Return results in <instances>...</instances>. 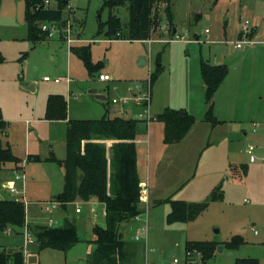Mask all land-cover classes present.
<instances>
[{"label":"rangeland","instance_id":"374dc122","mask_svg":"<svg viewBox=\"0 0 264 264\" xmlns=\"http://www.w3.org/2000/svg\"><path fill=\"white\" fill-rule=\"evenodd\" d=\"M102 2L103 0H68L62 9L61 22L56 23V31L51 35L47 34L32 46L25 40L23 0H0V55L3 57L0 62V110L7 120L9 134L6 137L4 132L2 141H9L13 154L23 157L29 146L30 152H38L41 156H48L49 152L60 158L65 156L64 135L58 124L39 123L36 124V129L32 123L26 125V118L33 113L41 114L44 110L49 93L64 96L70 119H97L114 107L109 101L111 97L133 94L136 84L145 87L149 84L150 73L160 66L150 89V114L155 116L156 112L165 107H187L196 112V106H201L203 91L199 75L200 60H206L210 64H226L230 81L236 79L237 75L239 81L253 77L256 81L264 78V69L262 70L259 59L260 50L257 51L256 66L246 65L251 57L250 53L256 52V47L250 48L247 44L250 39L240 35L241 26L247 20L249 33L255 32L253 41L264 40V0H171L175 29L172 34L165 22L164 4L160 3L156 7L159 20L152 26L149 39L144 41L107 40L103 34L97 36V24L99 21L104 22L108 16V10L101 8ZM51 6L54 7L55 4L51 3ZM112 12L121 22L126 21V6L114 8ZM67 30L69 37L74 38L75 42L68 44L64 41L63 35ZM239 40L243 45L242 49L233 47ZM86 44L90 45L92 61L101 65V69L91 76L87 74L81 60L69 52L71 45ZM224 49H228L227 52ZM23 53H26L24 58L21 57ZM156 57H159V62H156ZM140 59L144 63L139 64ZM100 73L109 75L110 80H98ZM44 77H48L49 81L44 80ZM57 78L59 81L54 82ZM30 83H34L33 91L22 87ZM115 86L118 89H114ZM129 86H132L131 92L127 91ZM89 91L106 95L108 100L93 98ZM232 125L234 127V123ZM226 126L230 127L228 124ZM138 129L140 133L137 137L146 134L142 122ZM235 131L227 141L222 140L211 151V158L216 161L217 168L220 167L219 162L224 163L227 158L235 162L248 160V154L242 149L247 143H252L251 138H243L241 131ZM201 136L200 134V142ZM204 143L205 139L202 145ZM262 144L263 148H255L252 152L255 164L260 166L255 168L252 176L246 178L243 188L238 191L229 190L221 203H210V208L193 222H189L185 226L187 228L167 224L165 218L170 210L169 205L150 201L146 222L147 241L145 244L140 243L134 263L172 264L174 258L182 262L185 231L189 238H214L219 242L226 241L234 234L243 236L244 244L238 249L220 245L219 251L216 247L208 264H233L235 258L245 257L256 258L259 264H264V162L261 161L264 156V141ZM177 153L179 152H175V161L173 153L169 154L172 159L168 158V150L163 151L159 158H155L152 153L148 161L152 183L159 179L161 171L172 178L177 175L175 172L181 167ZM146 156L145 149L138 154L139 173L146 170ZM33 169L32 165L27 168V172L31 174L35 171ZM41 169L40 167L39 170ZM178 178L176 176L175 181L173 179L168 182L169 188ZM35 185L38 187L37 192L43 196L37 198H47L45 196L49 188L46 180L40 179ZM25 195L29 203H34V199H37H29L28 193ZM6 197L0 189V198ZM45 200L48 199L41 201ZM66 213L75 216L71 207L67 208ZM27 218L31 220L28 214ZM48 218L54 220L53 226L61 223L54 214L46 213L39 216L37 222H45ZM98 222L100 226H104L102 219ZM217 229L219 231L215 233ZM77 230L81 242L65 253L50 249L38 252L34 244H29L25 264H86L89 245H93L90 242L91 233L80 225H77ZM120 237L123 238V234ZM18 241V235H7L0 230V248H15Z\"/></svg>","mask_w":264,"mask_h":264},{"label":"trees","instance_id":"16d2710c","mask_svg":"<svg viewBox=\"0 0 264 264\" xmlns=\"http://www.w3.org/2000/svg\"><path fill=\"white\" fill-rule=\"evenodd\" d=\"M68 0H53L48 7L43 0H23V18L25 22V40L33 44L43 40L47 31L40 29L41 22L60 23L62 9ZM164 4L165 22L174 28V15L171 0H103L102 9L108 10L107 19L97 24V36L103 34L107 40L124 39L144 41L150 37L152 26L159 20L156 7ZM126 6L127 18L121 22L112 9ZM123 29V31H122ZM254 34L248 33L247 38ZM241 35V33H240ZM69 52L81 60L87 74L91 76L101 69V65L91 59L90 45H71ZM26 53L21 55L24 58ZM158 58V59H157ZM3 57L0 55V62ZM159 62V57H156ZM160 66L155 67L149 75L150 89L157 78ZM228 73L226 64H210L206 60L199 62V75L203 84L204 120L215 126L219 121L213 114L212 99L221 82ZM107 102V101H106ZM44 119L66 120L67 103L62 94H49L45 101ZM155 121L162 124V143L180 142L195 122L194 115L185 109L164 108L155 115ZM140 121L131 117L110 115L108 111L97 119H68L64 136L65 156L57 159L49 155L45 161L57 164L63 175L60 193L53 199L67 211L68 205L79 201L96 200L104 205V227L94 225L91 229L92 250L87 255L86 264H135L134 259L139 247L120 237L119 225L130 221L141 211L144 191L140 188L137 164V150L134 143ZM147 130V125L143 123ZM7 128V121L0 110V165L22 161L15 156L8 142L2 141V134ZM29 161L42 160L37 154H28ZM223 191L221 183L212 189L207 199L199 202H187L167 197L155 201L156 204L167 203L169 212L167 224H184L201 215L208 204L221 200ZM25 205L22 201L11 198H0V230L6 228L20 234L26 217ZM59 225L47 226L43 222L29 224L28 229L35 238L38 252L44 249L67 252L81 242L75 217L67 214L60 219ZM222 244L228 249H238L244 244L241 235H232L223 243L214 240L186 241L185 250L197 249L202 253L204 264L213 257L216 247ZM25 256L22 248H0V264H24ZM233 264H259L258 259L245 257L235 258Z\"/></svg>","mask_w":264,"mask_h":264},{"label":"crops","instance_id":"0c3cea01","mask_svg":"<svg viewBox=\"0 0 264 264\" xmlns=\"http://www.w3.org/2000/svg\"><path fill=\"white\" fill-rule=\"evenodd\" d=\"M253 35L251 37H248L250 41H248L247 44L250 45V48L255 46L256 52L250 53L251 57L249 58L246 65L248 66L254 65V67L256 66L258 61L257 51L260 50L261 54L259 56V59L261 61V66L263 70L264 40L253 41ZM242 47L243 45L238 49H242ZM227 50L228 49H224V52H227ZM242 57L243 56H241L240 59H242ZM229 78L230 75L228 68V73L226 77L219 85L212 99L213 114L215 118L219 121V123L216 124L215 126H210L204 120L203 114L206 107L204 105V101H202L201 106H196V110H195L196 112H193V110L187 107L178 108V109H185L188 113L194 115L195 117L194 124L180 142L174 144H163L162 124L159 123L158 121L150 122L147 126L146 134L143 136L140 135L136 137L134 141L136 145V150L139 148L137 150V157L139 152L140 154L143 153L144 149L147 155L146 156L147 165L145 170L146 173L141 170V172L139 173V178H140V183L146 185L147 198L149 204L150 201H158L165 199L167 197H171L173 199L183 200L187 202H199L207 199L212 189H214V187H216L219 183H221L223 197L221 200L213 201L210 203H214V202L221 203L227 197L229 190L235 189L236 191H238L239 189L243 188L246 178L248 176H252L251 174L255 171V168H258L260 166L255 164L256 160L249 162V159L247 161L243 159L235 162V160H228L229 158H227V161L224 163L223 161H220L219 162L220 167L217 168L216 161L211 158V155L213 154L211 152L212 149L215 148L216 145H219V143L222 140L227 141L229 136H231L233 133H236L235 130L241 131V134L244 136L243 138L249 136L255 148L257 149L263 148L262 142L264 141V78L261 77L257 81L255 80L254 77L252 79L247 78L245 80L239 81L238 75L236 79H234L233 81H230ZM67 82L68 84L70 83V81ZM201 88L203 91V84L201 85ZM115 89H118V87L115 86ZM163 109L164 108H162L161 111ZM161 111L156 112L155 115H157ZM109 113L110 115H116L115 113H113L112 109L110 110ZM43 114H44V110L41 112V114L33 113L32 116L26 118L25 120L26 125L28 123H32L35 125L34 128L36 129V124L39 123L41 124L55 123L58 124L61 131H63V135L65 136L66 122L70 118L67 116L66 120H46L44 119ZM233 123H234V127H232ZM61 124L64 125L62 126ZM226 124H228V126L230 127H227ZM7 130H8V125L5 130L6 137L7 135H9ZM200 134L202 135L201 142L199 141ZM204 139H205V143L202 145ZM10 141L12 143L11 138ZM7 142L9 141L7 140ZM138 145H141V147H138ZM244 149L245 148L243 147L242 151ZM165 150H168V158L170 159H172V157L169 156V154L173 153L174 155L173 161L176 160L175 152L176 151L179 152L177 153V155H178V161L180 162L179 165L181 166L180 169L175 172L177 174L176 176H178L179 178L177 179V182H175L170 188L168 182H171L176 176L172 178L171 175H166L165 171H161V173H159V179H157L154 183H152L149 178L150 167L148 166V161L152 153L154 154L155 158H159L162 155V152ZM62 153L64 155V152ZM28 154H37L42 160L37 162L25 160L26 155ZM51 154L54 155L59 160L64 158V157L60 158L59 156H56L55 154H53V152H49L48 156L46 155L41 156L40 154H38V152H30L28 146L25 150L23 157L14 154L15 156L22 159L20 163H18L17 165H14L12 163H6L4 165H0V183L5 180H8L11 177L12 172L18 169L19 172L23 173L24 181L23 183H18L17 185L19 187L24 186L25 193H28L30 197L29 199L33 197L34 198L43 197L40 193L37 192L38 189L36 188L38 187L35 185V183L39 182L40 179H45L47 182V188H49V190L46 191L47 194L45 197L47 198H42V199L53 200V198L56 197L62 189L63 175L61 168L57 164L53 162L45 161V159L49 157V155ZM261 161L264 162V156L261 157ZM158 162L160 161L158 160ZM32 165L34 166L35 171L33 169L34 172L30 174L27 172V168H29ZM39 166L42 168L41 170L44 171L39 170L40 168ZM227 172H229L230 174H227ZM224 179L226 181L225 183H224ZM175 180L176 179H174V181ZM229 185L230 187L228 188ZM1 191L5 193V195L7 196L6 198H10L7 191L3 189H1ZM42 199L39 198L34 199L35 201L34 203H29L27 201L29 207L26 206V213L31 216V220L30 218L28 220L30 225L36 223L38 217L44 214L41 210V203L44 202L41 201ZM78 202L81 203L79 205L80 212L76 213L74 211V208L75 206H77L76 204H78ZM210 203L208 204V207L204 212H206L207 209L210 208ZM68 207H71V210L75 213L74 217L77 220L78 225H80V227L82 226L83 229L86 230L87 232L91 231L94 225L100 226L98 222L99 219H102L104 221V217L102 214L104 211V205L102 203L97 202L96 200L93 199L88 201L76 200L75 202L69 204ZM52 214H54L60 220L66 215V211L60 208L54 211ZM43 223L46 224V221ZM187 224H189V222L184 224H177V225H182L183 227H185L188 226ZM218 231L219 229L215 230V233H218ZM118 232L120 234H123L124 240L131 243L134 242L137 244L138 247H140L139 242L133 241V236L134 234L137 233V223H134L132 221L123 222L119 225ZM185 233L186 232L184 231L183 232L184 244L186 241H200L197 239L187 237ZM17 235L18 234H15V236ZM18 237L20 238V241H18L17 242L18 244L15 245L21 247L22 237L20 234L18 235ZM209 240H214L216 242H219L214 238H211ZM79 243H77L76 245H78ZM219 243H223V242L220 241ZM34 245L36 246V244ZM76 245H74L73 247H75ZM89 246L90 248L88 249L92 250L93 248L92 245ZM155 264H162V263L156 262ZM172 264H183V261L182 262L178 261L177 263L172 262Z\"/></svg>","mask_w":264,"mask_h":264},{"label":"built area","instance_id":"2783aa9c","mask_svg":"<svg viewBox=\"0 0 264 264\" xmlns=\"http://www.w3.org/2000/svg\"><path fill=\"white\" fill-rule=\"evenodd\" d=\"M53 0H43V6L48 7ZM40 29L42 31H47L48 35H51L54 31H56V24L53 22H41L40 23ZM250 31L249 28V22L245 20L241 26L240 33L242 37H245V39H248L246 35H248ZM64 41H66L68 44L71 42H75L76 40L74 38L69 37V31L67 30L66 33L63 35ZM242 46L241 41L235 43L234 47L240 48ZM98 80L100 81H109L110 76L107 74L100 73L97 76ZM46 81H49L48 77L43 78ZM54 82H58L59 79H54ZM135 91L133 94L126 95H116L111 97L109 100L111 104H113V112L116 115L124 116V117H131L133 119H136L148 126V124L152 121H155V116H152L150 114V102H151V92H150V84L145 85L143 87L142 85L136 84L134 86ZM115 89V87H114ZM127 91H132V86L127 87ZM108 100V99H107ZM255 150V146L252 143H247L245 147V152L248 154L249 162L254 161V157L252 155V152ZM24 176L22 172L14 171L11 174V177L8 180H5L0 183V188L7 191L11 199H14L16 201H22L25 205L28 204L26 200L25 195V188L19 187L18 183H23ZM140 188L144 191L145 197L144 201L141 203V211L137 213L133 218L130 220L134 223H137V233L133 236V241L139 242V243H146L147 241V212L149 210V201L147 198V189L146 185L140 183ZM74 211L76 213L80 212V206L76 204ZM60 203H58L55 200H48L41 203V210L42 212L46 214H52L54 211L60 209ZM103 217L105 216V212L103 211ZM25 221L22 229L20 230V235L22 237V252L23 255L26 256L28 253V245L29 244H35V238L33 237L31 231L28 229L29 222L27 218V213L25 214ZM54 220L52 218H48L46 221L47 226H53ZM5 234L12 235L14 232L10 228H6L3 230ZM257 231H254L256 233ZM174 263H177L178 260L174 259ZM25 264V262H24ZM183 264H204V261L202 259V253L201 251L197 249H190V250H184V258H183Z\"/></svg>","mask_w":264,"mask_h":264},{"label":"water","instance_id":"95a60500","mask_svg":"<svg viewBox=\"0 0 264 264\" xmlns=\"http://www.w3.org/2000/svg\"><path fill=\"white\" fill-rule=\"evenodd\" d=\"M172 32L174 33L175 32V29H173ZM142 63H144V60L140 59L139 64H142ZM22 87L25 88V89H27V90H30V91H33L34 88H35L34 87V83H30V84L25 85V86H22ZM89 94H90L91 97L96 98V99H99V100L105 101V100L108 99V97L106 95L94 94V92H91V91H89ZM217 249L220 251L221 250V246L218 245L217 246Z\"/></svg>","mask_w":264,"mask_h":264}]
</instances>
